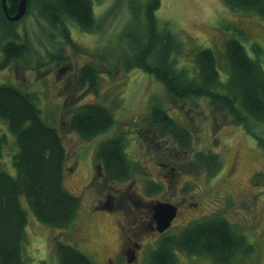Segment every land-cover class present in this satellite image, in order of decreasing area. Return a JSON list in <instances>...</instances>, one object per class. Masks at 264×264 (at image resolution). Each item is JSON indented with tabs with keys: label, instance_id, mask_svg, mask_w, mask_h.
Wrapping results in <instances>:
<instances>
[{
	"label": "rangeland",
	"instance_id": "374dc122",
	"mask_svg": "<svg viewBox=\"0 0 264 264\" xmlns=\"http://www.w3.org/2000/svg\"><path fill=\"white\" fill-rule=\"evenodd\" d=\"M35 1L37 0H31L28 15L14 25L22 41L28 42L26 59L14 62L10 68L8 65L0 69V86L10 84L35 93L38 96L42 118L52 127H57L61 122L64 104L78 97H83L78 101L79 104L94 103L98 99L97 96L109 104L117 102L120 105L117 107L120 115L118 118L114 115L113 108L106 106L115 118L113 128L120 130L124 137L129 160L138 168L136 177L131 176L130 180L119 182L122 184L118 188L125 196L130 192L139 193L145 204L150 206L137 207L139 201L130 199L133 203L128 202L124 206V213L130 215L131 211L137 209L150 213V209L158 204L157 201L178 205L179 214L165 233L168 237L180 236L188 226L210 216L222 214L237 227L250 244L254 245L256 253L249 264H264V149L258 138L248 133L243 125L233 124L227 117H214L205 99L180 101L169 97L163 85L154 77L141 70L128 73L122 68L123 62H119V57L131 55V45L123 38V32L132 24L134 16L138 19L131 29L136 25V32L142 33L145 28L144 11L148 0H101L103 6L99 1H95L94 9L99 13V16L96 15L99 28L86 33L70 26V37L74 44L64 43L66 59L59 65H56L57 57L54 52L58 50L60 37L54 39L48 36L49 26L46 27V23L38 18L39 11ZM156 16L161 27L168 25L176 34L182 49L177 62L180 67L186 68L191 76L197 75V53L207 49L214 52L221 81L226 82L229 71L225 42L229 39L241 42L251 58H256L253 45H259L262 55L258 56V60L264 69V19L255 13L231 9L221 0H161V7ZM140 30L141 32H138ZM2 48L0 32V66L3 61ZM98 56L104 57L102 62L105 66L115 64L114 67L122 68L124 73L115 68V76L112 79L105 76L102 80L99 95H84L87 88L78 91L74 88V74L81 65ZM156 105H161L176 123L193 132V148L219 151L224 163L218 175L208 177L204 170L200 173H187L192 156V153L188 154L190 150L184 153L173 136L150 138L153 133L146 130L142 121ZM256 124H253L255 128L251 127L253 132L263 136L264 123ZM142 128L145 130L140 134ZM0 129L1 132L6 131L8 127L0 121ZM117 133L118 131L112 135ZM9 134L11 136L10 131ZM108 134L97 137L95 147L74 132H69L64 137L69 156L72 155L69 162L71 168L66 170L64 185L66 190L78 196L81 202L78 217L73 221L71 228L61 231L44 225L28 210L25 198L22 199V206L28 214V239L23 254L29 259V264H59L55 255V242L58 240L74 246L89 256L95 264H108L109 260L115 257L123 239L118 227L123 219L120 216L121 206L127 200L115 195L120 201L118 209L100 210L104 202L108 201L106 194L109 193L112 182L99 175L100 169H97L92 177L93 157H90L93 148L96 151L100 143L108 140ZM139 140L146 143L145 148H142ZM216 145L219 146L218 151L214 149ZM13 148L11 145L10 150ZM80 148L82 149L77 152ZM171 149L177 174L168 175L169 172L165 171L164 175H161L162 168L157 164L164 163L167 159L163 156V150L169 155ZM13 153L7 161L10 169L6 170L12 176L16 174ZM87 153V159L78 160ZM72 159L78 162L74 165ZM91 182L96 183L95 186L90 187ZM154 185H157L160 191L151 195L150 190ZM114 189L116 190V184ZM109 199V205H112L114 198ZM128 222L132 224L131 219ZM130 228H133V225ZM140 228L136 239L143 252L139 255L141 261L139 260L138 264H150L151 253L157 248L161 234L149 231L150 228L146 224ZM127 248L125 246L123 251H127ZM178 258L184 264H213L210 259L188 257L181 253Z\"/></svg>",
	"mask_w": 264,
	"mask_h": 264
},
{
	"label": "trees",
	"instance_id": "16d2710c",
	"mask_svg": "<svg viewBox=\"0 0 264 264\" xmlns=\"http://www.w3.org/2000/svg\"><path fill=\"white\" fill-rule=\"evenodd\" d=\"M95 1L103 6L101 0L35 1L39 11L38 18L46 23V27L49 26L48 36L54 39L60 37L58 50L54 52L57 57L56 65L66 59L64 43L74 44L70 37V26L86 33L99 28V13L94 9ZM221 1L231 9L252 12L264 19V0ZM20 2L21 0H7L10 16L17 14ZM30 2L28 0L25 16L29 13ZM160 7L161 0H148L144 11L143 32L137 33L136 25L131 29L137 16H134L132 24L123 32V38L131 45V55L119 57V62H123L122 68L128 73L141 70L154 77L163 85L167 95L176 100L205 99L214 117H227L233 124L243 125L248 133L258 138L264 149V135H257L251 128H255L253 124L264 123V69L258 60V56L262 55L260 46L253 45L256 58H251L241 42L236 39L226 40L225 57L229 71L226 82L221 81L214 52L200 50L196 55L197 75L191 76L177 62L182 49L176 34L168 25L161 27L157 19L156 12ZM17 22L8 20L0 0V32L3 43L0 69L8 65L10 68L14 62L26 59L29 45L22 41L14 29ZM103 60L104 57L98 56L79 67L74 74L76 91L87 88L84 95H99L104 77L112 79L115 68L122 72V68L114 67L115 64L105 66ZM97 97L94 103L79 104L78 101L83 98L81 96L64 106L62 104L64 115L57 128L48 125L42 118L35 93L10 84L0 86V121L6 124L11 133L10 136L8 130L0 131V264H29V259L23 254L28 239V214L22 206L23 198L28 210L48 227L66 231L77 219L81 209L80 198L69 193L64 185V176L67 174L66 170L71 168L69 162L72 157L69 156L64 140L67 133L78 134L94 147L97 137L109 133L108 140L100 143L96 151L93 148L90 156L93 157L92 177L100 168L105 179L112 183L126 182L131 176L136 177L138 168L127 156L124 137L120 130L113 128V113L117 118L120 116L117 109L120 105L117 102L109 104L102 97ZM106 105L113 108V113ZM146 116L142 123L146 130L153 133L150 138L173 136L184 153L190 150L188 154L192 153V156L187 173H200L204 170L208 177L219 174L224 162L222 155L218 153V145L213 147L218 152L193 148V132L176 123L161 105H156ZM144 130L142 128L140 134ZM116 131L118 133L112 135ZM141 142L142 148H145L146 143ZM11 145L14 147L12 151ZM83 146L82 148H88ZM12 153L16 171L14 176L7 172L10 169L7 161ZM163 154L168 159L165 158L164 163L172 162V149L169 155L165 150ZM87 155L88 153L78 160L87 159ZM78 160L72 159L74 165ZM160 168L161 175L170 171ZM95 184L91 182L89 185L92 187ZM154 186L150 190L151 195L160 191L157 185ZM163 234L157 248L151 253L150 264H184L178 258L179 253L188 257L207 258L213 264H249L256 253L254 245L222 214L188 226L180 236L168 237ZM55 255L59 264H95L89 256L59 240L55 242Z\"/></svg>",
	"mask_w": 264,
	"mask_h": 264
},
{
	"label": "flooded vegetation",
	"instance_id": "af4514ba",
	"mask_svg": "<svg viewBox=\"0 0 264 264\" xmlns=\"http://www.w3.org/2000/svg\"><path fill=\"white\" fill-rule=\"evenodd\" d=\"M173 163H174V161L172 160V162H170V163L159 162L157 165L159 167H163L166 170H170L168 175H173L175 173L177 174L176 168L173 165ZM100 175L103 176V173L101 172V170H100ZM115 184H116V190L114 189ZM120 184H122V183H119L118 181H117V183H114V182L112 183L111 188L109 190V193L106 194V198L108 199V201L107 202L105 201L104 204L102 205V207L100 206L101 207L100 210H104V209L115 210V209H118V205H120V201H119V198L117 196H122L123 198H125L127 200V202L123 206H121L122 213L120 214V216L123 219H122L121 224L118 225V227L120 228V232L122 233V236H123L122 243H121L120 247L118 248L115 257L112 258L111 260H109L108 264H122V263H124V264H138L139 260L141 261V257H139V255L143 252L141 244L136 239L137 233L141 230L140 226L146 224L150 228L149 231L154 232V233H159V231L157 229L158 224H157L156 219H155L154 207L151 208L152 210L150 209V213L148 211H145L144 209H137L136 211H131L130 215L129 214L126 215L124 213V211H123L124 206L128 202H132L130 199H136V201H139V203L137 204V207L150 208V206H147V204H145L143 197L139 193H131L130 192L126 196L123 195V193L120 192V188H118V186ZM115 195H117V196H115ZM110 197L114 198V199H112V202H113L112 205H109V202H110L109 198ZM157 202L158 203L161 202V203L172 204V203H169L167 201H157ZM172 205L178 209L177 214H179L180 207L178 205H175V204H172ZM191 205H194V203H191ZM131 210H134V209H131ZM153 211H154V213H153ZM129 219L132 220V224L128 222ZM131 225H133V228L129 229V227ZM124 235H126V236L124 237ZM135 240H137V241H135ZM125 246L128 247L127 248L128 250L124 252L123 249Z\"/></svg>",
	"mask_w": 264,
	"mask_h": 264
},
{
	"label": "water",
	"instance_id": "95a60500",
	"mask_svg": "<svg viewBox=\"0 0 264 264\" xmlns=\"http://www.w3.org/2000/svg\"><path fill=\"white\" fill-rule=\"evenodd\" d=\"M2 5L8 20L12 22H17L26 15L28 8V0H21L18 7V12L15 16L9 15L7 10V0H2ZM154 211L155 219L158 224L157 229L160 233H164L171 227L173 221L176 219L178 209L168 203H158L154 206Z\"/></svg>",
	"mask_w": 264,
	"mask_h": 264
}]
</instances>
